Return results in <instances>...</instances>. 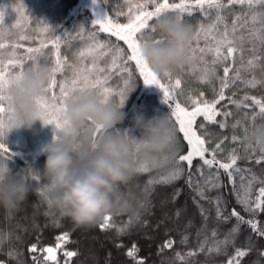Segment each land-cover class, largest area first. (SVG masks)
<instances>
[{
  "label": "trees",
  "instance_id": "16d2710c",
  "mask_svg": "<svg viewBox=\"0 0 264 264\" xmlns=\"http://www.w3.org/2000/svg\"><path fill=\"white\" fill-rule=\"evenodd\" d=\"M86 1L87 10L98 15V8L91 0ZM219 91L220 88L214 92L213 99L218 98ZM224 95L225 99L217 105L218 110L229 99H238L231 97L226 89ZM134 102L133 96L124 110L128 114L124 124L116 129L129 128L133 110H140ZM261 121L264 118L257 117L255 124ZM228 136L230 132H224L220 127L212 129L211 137L205 140V147L209 149L205 158L211 159V151L219 143L221 149L217 151V160L228 163L231 154L237 155L239 159L234 167L241 169L240 173L233 170V176L229 178L218 165L208 168L199 158H194L191 168L187 162H181L184 171L179 178L161 184L162 177L176 167L178 155L188 151L183 134L177 132L176 139L182 147L179 153L176 152L174 165L137 174L131 183L122 186L121 205L125 210L108 214L112 217L110 227L103 230L100 227L103 217L91 226H77L47 205L43 199L47 181L41 173L46 159L43 151L27 159L8 147L12 156L8 166L13 173L31 167L29 183L32 190L14 213L7 214L0 209V252L3 253L0 254V264H89L87 254L96 244L101 252L98 264H137L141 260L143 264H228L237 249L247 253L238 258L240 264H264V237L258 236L249 225L238 224L235 217H230L235 210L245 220L253 219L260 229H264V213L253 216L237 202V192L243 195L249 182L252 189L250 199L255 200L259 188L264 186L259 182L264 180V163H255L261 155L258 148L253 151ZM198 167L200 171H197ZM214 183L219 186L212 188ZM201 190L204 198L198 194ZM218 208L221 215L217 214ZM225 217L230 218L226 220ZM234 227L238 231L231 238L232 243L220 244L219 252L210 251L218 242L224 241ZM120 228L124 231L118 234ZM64 233H68L66 242L58 239ZM166 241H172V246L166 247ZM32 245H36V252L30 251ZM133 245L137 252L135 257L129 258L127 252ZM48 247L54 249L52 254L42 251ZM68 251L76 255L68 258L64 254ZM10 252L11 258L7 255ZM50 255H55L56 260H45Z\"/></svg>",
  "mask_w": 264,
  "mask_h": 264
},
{
  "label": "snow or ice",
  "instance_id": "6c2138e0",
  "mask_svg": "<svg viewBox=\"0 0 264 264\" xmlns=\"http://www.w3.org/2000/svg\"><path fill=\"white\" fill-rule=\"evenodd\" d=\"M153 6V10H148V5ZM244 5L247 4V12L244 16L237 15L232 22L231 32L234 36L237 31V25L243 28L248 24V17H250L253 27L248 29L249 37L253 44V48L248 51L253 55L255 60L261 59L256 56L257 42L261 47H264V0H180L179 3L172 2V0H145L144 3H137L135 7L137 12L135 15L128 16L127 23H117L113 19L105 15L102 19H96L92 22L93 29L99 26L100 33L108 34V39L105 41H100L97 39L98 33L96 31L89 32V39L91 43L88 44L83 50L79 51L76 56V62L69 65L67 63V57L61 56L60 40L62 37H55L50 43L54 49V66L51 68L52 76L46 87L45 94L34 101L37 108V115L44 125H53L54 131L60 130L67 126L68 122L64 118V110L66 103L69 101H74L80 95H92L99 98L101 103H109L114 107L122 108L127 96L125 90H115L109 86V79L112 74H120L124 77V84L127 86L133 79L134 73L139 72L140 77L143 78V83L146 86H156L159 88L163 94V103L170 109L168 113V118L172 123V118H174V124L178 125L175 131L183 134V141H186V147L188 148L187 154H179L177 159L176 167L162 177L160 180L161 184H167L173 181L183 173L184 169L181 166V162H187L189 168L193 164L194 158H199L203 162V166L212 168L213 165H218L219 169H223L224 172L231 178L233 176V170L240 173L242 170L235 168L237 160L239 157L235 154L230 155V162L224 163L217 160V151L221 149V145L218 143L214 149L211 151V159L205 158V154L209 152V149L205 147L206 141L198 134L195 125L197 124V118L203 117L204 121L209 122V124H216L218 116L227 117L230 113L221 112L217 109V105L220 101L225 99L224 90L229 87V73L233 72L235 75L231 78L234 83L236 80L241 79V70H247V68L254 67V60L249 59L245 64L244 52L245 49L241 46H237L236 39L229 38V25L224 23V16L221 13L224 12L226 8L234 5ZM23 5L20 6L17 11H20ZM193 10H199L204 15L209 16V23L207 27L201 26L200 31L196 33V38L199 40L200 32L204 33V38L206 41L211 38L212 43L206 44L205 48L199 49L201 53L210 52L213 54L214 59L212 60V65L218 63L224 64L223 67V77L221 79L220 91L218 93V98L208 100L203 97L201 92L198 97H189L190 105H182L175 95V90L181 85V80L177 78L171 87L166 86L161 82L159 76H157L147 63L142 59L140 52V45L142 41H152L155 43L162 42V39H154L153 35L156 33L155 30L150 25V21L153 18H158L161 15H168L172 13L175 17L184 22V15L187 13L191 16ZM214 10L216 15L213 18L211 16V11ZM131 12V9H130ZM4 12L0 11V158H3L7 162L11 160L12 156L9 152L8 146L6 144V137L8 133L15 127V120L13 116V111L8 103V90L14 87L23 76L25 66L27 61H32L33 65L39 63V57L43 56V49L48 47V44H42L40 47L32 48L29 47L25 50L24 54H18L17 49L23 48L22 44L11 43L6 44L4 42ZM44 24V31H49V27L46 22H41ZM260 23V28H256L255 25ZM19 24V21H17ZM223 24V31L221 32L220 25ZM151 29L150 32L146 30ZM86 29L84 27L79 28L77 35L82 36ZM8 35L11 36V28L8 30ZM111 37H115L116 41H123V44L127 46L125 49L121 47L119 43L113 45L111 43ZM26 36L21 35L19 39H26ZM243 41L244 37H239ZM11 47L12 51L7 53V59H5V54L2 50ZM195 50H193L194 54ZM239 52V66L233 68L232 65L236 64L235 54ZM111 55L110 63L106 61L105 67H100V60L104 57ZM91 60V66L84 65L85 60ZM201 59L203 57L201 56ZM232 61V65L225 62ZM134 62V67L132 66ZM32 66H28L27 70ZM70 71L71 76H63L65 71ZM57 73H60L63 77L61 80H57ZM262 75H264V68H262ZM215 76V68H205L204 75L202 77V82H209L210 78ZM171 82L170 75H165ZM252 87H256L257 83L264 85V79L259 82L253 78L250 81ZM58 89V91H57ZM119 97L118 103L115 102V97ZM245 100L250 99L252 105L258 107V113L252 116V127L255 125V120L257 116L264 118V100L258 99L255 96L244 97ZM249 107V105H245ZM227 125L224 122L219 124L220 128H225ZM201 128L204 127L203 124L200 125ZM236 125H233L235 128ZM115 134L124 137H135L133 130L130 128L126 129H113ZM249 128L244 129V140L247 142V148H251L255 151L259 149L261 155L255 160L257 165L264 163V146L255 144L253 147L252 143L248 141ZM238 137L233 136V140H237ZM177 153L180 152L182 145L176 139L175 140ZM200 167L197 171H200ZM148 170L141 168L137 174H142ZM218 173L216 177L218 179ZM257 178L253 175V180ZM241 180L243 181V176L241 175ZM261 185H264V180L259 181ZM148 183H153L149 181ZM189 183H191V177L189 178ZM218 184H211L212 188L218 187ZM251 182L245 187L243 195L237 192V202L243 205L244 210L249 214L255 216L258 213H264V186H261L258 190V195L255 200H251ZM198 194L204 198L203 191L201 190ZM219 203V199H217ZM217 214L221 215L219 208L217 209ZM230 217H235L238 224H247L250 226L251 230L255 232L258 236L264 237V229L258 227V223L253 220H245L237 211L233 210L230 213ZM230 217H225L224 219H229ZM112 219L110 215L103 216V223L100 225L101 229H107L110 227L109 221ZM118 234L124 231L123 228L117 230ZM238 231L237 228H233L224 241L218 242L217 245L210 249V251L219 252L221 250L220 244L228 245L232 243L233 235ZM215 235V233H213ZM58 239L62 241L68 240V233H64ZM118 247L122 245H117ZM166 247L172 246V241H166ZM201 250H203L201 246ZM31 252H36V245H32L30 248ZM49 254L54 252V249L48 247L43 249ZM137 249L135 245L128 250L127 256L129 258L135 257ZM0 254H3L0 252ZM66 257L71 258L76 255L75 252H65ZM11 258L12 253L7 254ZM188 255H193L189 253ZM247 253L243 250L237 249L235 255L229 260L228 264H240L238 258L245 257ZM179 258V254H177ZM51 259L56 260L55 255H50L45 257V260ZM137 264H143V261H137Z\"/></svg>",
  "mask_w": 264,
  "mask_h": 264
},
{
  "label": "clouds",
  "instance_id": "9594fccd",
  "mask_svg": "<svg viewBox=\"0 0 264 264\" xmlns=\"http://www.w3.org/2000/svg\"><path fill=\"white\" fill-rule=\"evenodd\" d=\"M162 42L142 41V59L160 77L171 75L187 64L192 40L189 25L175 16L161 15L152 24ZM51 69L34 64L8 90L15 127L32 130L37 120L35 100L45 94ZM128 114L92 95H80L66 103L67 126L55 131L42 151L46 154L43 199L62 217L77 226H91L103 216L125 210L122 186L131 183L138 171L163 170L174 165L176 131L167 113L154 110L151 117L133 110L131 128L138 136L124 137L112 130L123 125ZM41 121V120H40ZM251 143L264 146V121L249 129ZM31 167L13 173L0 158V209L12 214L31 192Z\"/></svg>",
  "mask_w": 264,
  "mask_h": 264
},
{
  "label": "rangeland",
  "instance_id": "374dc122",
  "mask_svg": "<svg viewBox=\"0 0 264 264\" xmlns=\"http://www.w3.org/2000/svg\"><path fill=\"white\" fill-rule=\"evenodd\" d=\"M91 2L98 8L99 14L96 15L91 11L87 10L88 1L86 0H0V11L4 12V42L6 44L19 43L23 45V48L17 49L18 54H24L25 50L29 47L37 48L42 44L47 43L48 47L43 49L44 55L39 57V63L41 65H46L50 69L54 66V49L50 41L55 37L60 36V49L61 56L67 57V63L69 65L76 62V56L79 51L83 50L88 44L91 43L89 39V32L96 31L98 33L97 39L100 41H105L108 39V34L100 33L99 26H96L94 29L92 27V22L96 19H102L105 15H108L109 18L113 19L117 23H127L128 16L135 15L137 9L135 4L144 3L145 0H91ZM172 2L179 3L180 0H172ZM227 0H225V3ZM23 5V8L20 11L17 9ZM247 4L244 5H234L226 8L221 15L224 16V23L229 25V38L236 39L237 46H243L245 49L244 60L245 64L247 60H254V67L247 68V70H241V79L232 82V77L235 75L234 71L229 73V87L226 89V92L231 97H238L236 100L229 99L223 105V108L220 110L222 113H230L227 117L221 115L217 117L218 122L217 126L214 124H209V122L204 121L203 117L197 118V124L195 125L197 132L205 140L210 138L212 135V129L219 127L221 122H224L227 126L224 129V132L229 131L230 137L233 139V136L238 137L236 141L242 142L247 146V142L244 140V129L252 127V116L255 113H258V107L252 105L250 99L245 100L244 97L255 96L258 99L264 100V85L257 83L256 87H252L250 81L253 78L256 81L264 79L262 75V68H264V47L259 45L257 42V51L256 56H259L261 59L255 60L253 55L248 51L253 48V44L249 37L248 29L253 27L250 17H248V24L246 27H239L237 25V31L234 36L231 32V25L233 20L237 15L244 16V13L247 12ZM86 9V10H85ZM131 9V12H130ZM148 10H153L151 4L148 5ZM168 15L175 16L172 13ZM216 15L215 11H211V16L214 18ZM19 21V24H17ZM41 22H46L49 31H44V24ZM155 22V18L150 21V25ZM189 25L192 30V40L190 46L187 50V64L185 67L173 74L170 75L171 82L168 78L160 77L161 82L166 86L171 87L174 84L175 80L179 78L181 80V85L178 89L175 90V95L177 100L184 106L191 107L189 97H198L200 93H203V97L208 100L213 99L214 92L220 88L221 79L223 77V67L224 64L218 63L212 65V60L214 56L210 52L201 53L199 49L205 48L206 44H211V38L206 41L204 38V33L200 32V38L197 40L196 33L200 31L201 26L207 27L209 23V16L204 15L199 10H193L191 16H188L187 13L184 15V22ZM260 23L255 25L256 28H260ZM84 27L86 31L82 36L77 35L79 28ZM11 28L13 35H8V30ZM221 32L223 31V24L220 25ZM151 29L146 30L150 32ZM23 35L26 36V39H19ZM243 36L244 39L241 41L239 37ZM154 39H163L160 33H155L153 35ZM111 43L113 45L119 43L121 47L127 48L123 44V41H116L115 37H111ZM193 50H195L193 54ZM5 54V59H7V53L11 52V47H8L2 50ZM201 56L203 59H201ZM236 64L232 65V61H227L225 63L232 65L233 68L239 66V56L240 53L237 52ZM111 55L104 57L100 60V67L106 66V61L110 63ZM84 65L91 66V60H85ZM28 66H33L32 61H27L25 70ZM134 67V62H132ZM215 68V76L210 78L209 82H202V77L204 75L205 68ZM57 80H61L63 77L60 73H57ZM63 76L70 77L71 72L65 71ZM124 77L120 74H112L109 79V86L117 91L125 90L127 99L124 102L122 111L128 106L129 100L131 97H135V105L138 106L139 111H142L147 117H151L154 114V110L159 112L168 113L170 109L162 102L163 94L159 88L156 86H146L143 83V78L140 77L139 72L134 73L133 79L129 85H125ZM58 91V89H57ZM119 97H115V102L118 103ZM249 105V107H245ZM259 117V116H257ZM131 122V119H130ZM203 124L204 127L201 128L200 125ZM172 125L175 128H178V125L174 124V118H172ZM233 125H236L233 128ZM130 129L131 123L128 125ZM211 126V127H209ZM215 127V128H212ZM133 130V134L138 136ZM178 131H176L177 133ZM54 126L53 125H44L42 121L37 120L34 124L32 130H26L23 127L19 129H12L7 137L6 144L9 148L19 151L24 157L31 158L34 154L42 151L44 146L51 142L54 135ZM249 141V139H248ZM250 142V141H249ZM252 145H255L252 143ZM163 201H161L162 203ZM97 242V241H96ZM92 248V246H91ZM101 252L97 248V244L91 249V252L87 254V259L89 264H98ZM101 259V258H100Z\"/></svg>",
  "mask_w": 264,
  "mask_h": 264
}]
</instances>
